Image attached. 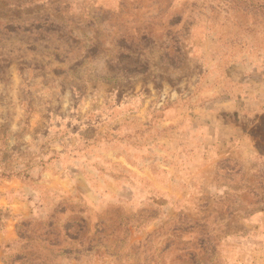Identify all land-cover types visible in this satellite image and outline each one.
<instances>
[{"label": "rangeland", "instance_id": "obj_1", "mask_svg": "<svg viewBox=\"0 0 264 264\" xmlns=\"http://www.w3.org/2000/svg\"><path fill=\"white\" fill-rule=\"evenodd\" d=\"M0 264H264V0H0Z\"/></svg>", "mask_w": 264, "mask_h": 264}]
</instances>
